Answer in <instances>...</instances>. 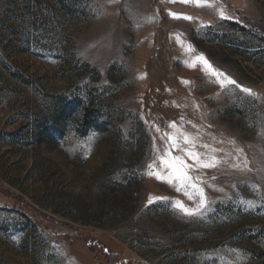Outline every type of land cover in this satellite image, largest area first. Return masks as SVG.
I'll list each match as a JSON object with an SVG mask.
<instances>
[{
	"label": "rangeland",
	"instance_id": "rangeland-1",
	"mask_svg": "<svg viewBox=\"0 0 264 264\" xmlns=\"http://www.w3.org/2000/svg\"><path fill=\"white\" fill-rule=\"evenodd\" d=\"M1 204L0 264H264V0H0Z\"/></svg>",
	"mask_w": 264,
	"mask_h": 264
},
{
	"label": "snow or ice",
	"instance_id": "snow-or-ice-1",
	"mask_svg": "<svg viewBox=\"0 0 264 264\" xmlns=\"http://www.w3.org/2000/svg\"><path fill=\"white\" fill-rule=\"evenodd\" d=\"M184 2H187V0H184ZM197 2H199V0H197ZM221 16L223 17V13H222V12H221ZM185 18H186V19H191L190 17H185ZM201 59L204 60L203 56H201ZM204 63H205V64H208V61H207V60H204ZM208 67H209V68H212V66H211L210 64H208ZM213 74H216V72H215L214 69H213ZM229 83H231V84H235L236 82H235V81H229ZM237 86H238V85H237ZM243 91L246 92V93H249V94L254 95V93H252V91H251L250 89L245 88V89H243ZM185 142L187 143V140H186ZM175 146L178 147L179 145H175ZM175 159H176L178 162H180L181 164L183 163L181 157L177 156ZM205 166H210V165H205ZM152 167H153V165H149V169H150V171L148 172V175H155L157 179H165V178H166L167 181H168L169 183L172 182V178H171V176L165 177V176L160 175L159 173H155V172L151 171ZM169 167H171V165H169ZM187 180H188V178H187L186 175H185V176L181 179V182L184 183V182L187 181ZM177 190L179 191L180 188H177ZM185 195H189V193H188L187 190H186V187H185ZM200 196H201L200 202H199V204L197 205V208H196L195 210H189V209L185 208L183 205H181V209H182L183 211H185V213L188 214V215H194V214H196L200 209L204 208V206H205L206 203H207V201L203 198V192H202V190H200ZM189 198H190V199L192 198L191 195H189ZM157 199H160V198H157Z\"/></svg>",
	"mask_w": 264,
	"mask_h": 264
},
{
	"label": "built area",
	"instance_id": "built-area-1",
	"mask_svg": "<svg viewBox=\"0 0 264 264\" xmlns=\"http://www.w3.org/2000/svg\"><path fill=\"white\" fill-rule=\"evenodd\" d=\"M0 208H9V206L8 205L1 204L0 205Z\"/></svg>",
	"mask_w": 264,
	"mask_h": 264
}]
</instances>
